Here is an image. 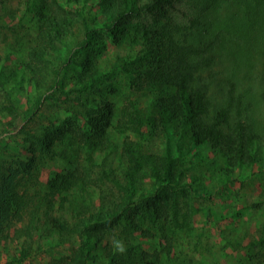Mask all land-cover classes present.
<instances>
[{"label":"trees","instance_id":"trees-1","mask_svg":"<svg viewBox=\"0 0 264 264\" xmlns=\"http://www.w3.org/2000/svg\"><path fill=\"white\" fill-rule=\"evenodd\" d=\"M39 1L31 0L28 11L34 12ZM176 1L116 0L113 19L97 26L99 15L86 9L87 0H83V7L74 10L81 26L74 47L52 69L50 78L45 81V92L29 98L26 106L20 97H8L3 109L5 121L2 132L15 129L21 119L31 118L40 108L48 110L54 105L63 111L69 110L76 120L81 118L84 128L82 125L79 127L82 134L80 145L77 143L75 147L77 141L73 136L67 138L65 144L71 146L69 152L67 149H56V136L63 138L59 127L52 130L56 136L53 133L34 136L39 150L57 153L63 166L60 172L48 179L44 194L35 191L29 197L15 190V181L19 180L16 171L26 169L31 163L22 161L16 171L10 169L7 173L1 157L7 145L0 141V212L16 216L25 206L31 210L19 252L2 264H23L36 242L65 243L73 241V236L76 249L70 264H89L93 249L107 236L109 253L105 264H177L172 236L177 230L190 225L200 209V201L210 195L189 171L196 148L204 146L213 152L230 154L234 166L239 168L245 158L252 165L257 161L259 139L251 124L242 117L241 96H235L231 82L228 84L226 105L209 119L208 83L194 85V80L197 73L213 64L212 48L217 38L199 45L176 39L174 35L179 29L175 26L170 31L172 21L166 14L168 10L175 9ZM40 7L37 15L42 12ZM159 15L167 19L166 27L152 31L143 19ZM137 19L141 21L140 38L149 43L116 53L103 67L97 61L89 65L79 54L81 48L94 45L99 31L111 35L119 43L124 34H130L129 24ZM150 32L154 36H149ZM72 64L79 65L80 70L73 71ZM114 73L124 75L130 91L145 90V95L148 94L144 106H140L135 97L127 103L125 123L131 138L122 143L117 175L112 173L111 142L104 144L102 153L93 156L91 151L95 143L89 135H105L103 125L109 117L104 114L109 111L110 103L103 99L90 103L83 101L87 93ZM231 110H234L233 122L230 121ZM224 126H228L229 130L225 131ZM154 139L159 141V147L152 144ZM76 150L78 157L73 154ZM230 180H233L232 172L224 173L223 184ZM70 190L78 193L75 202H68L72 222L67 224L68 221L61 220V215L57 223L51 215L54 202L58 199V209L65 210L63 202ZM159 204L163 205L165 217L157 223L163 217ZM40 206L44 216L42 229L49 230L44 237L37 229L39 219L36 214ZM205 209L208 212V207ZM146 217L149 221L145 222ZM141 221L142 228H146L143 229L144 234H150L152 238L164 237V244L149 241L148 249L141 248L133 237ZM54 223L56 225L51 232ZM156 223V228L152 229L151 224ZM35 235L38 237L35 238ZM117 243L123 251L117 250ZM153 245L157 247L153 248ZM248 245L264 247V220Z\"/></svg>","mask_w":264,"mask_h":264},{"label":"rangeland","instance_id":"rangeland-1","mask_svg":"<svg viewBox=\"0 0 264 264\" xmlns=\"http://www.w3.org/2000/svg\"><path fill=\"white\" fill-rule=\"evenodd\" d=\"M30 1L0 0V141L7 145L1 157L7 173L10 169L15 170L22 161L31 163L26 169L15 170L19 179L17 182L14 178L15 190L23 192L26 197L35 191L44 194L48 179L60 172L63 166L57 153L39 150L34 136L51 135L53 128L59 127L63 131V138L53 133L57 137L56 149H67L69 152L71 146L65 144L67 138L73 136L77 141L75 147L77 143L80 145L82 134L79 127L82 125L84 128L81 118L76 120L69 110L63 111L54 105L48 110L40 108L31 118L21 119L15 129L2 132L5 121L3 109L8 97H20L26 106L29 98L45 92V81L50 78L52 69L73 49L81 27L74 10L83 7V0H41L32 13L27 9ZM39 5L42 12L37 15ZM116 7V0L86 2V9L99 15L97 26L112 20ZM166 14L172 21L170 31L175 26L179 29L174 35L176 39L199 45L217 38L212 48L213 64L197 73L194 80V85L208 83L207 95L211 103L209 119L226 105L228 84L231 82L235 96H241L242 117L251 124L260 143L257 161L252 165L245 158L240 168L234 166L230 154L213 152L204 146L196 148L189 171L210 195L200 201V209L190 225L177 230L172 236L177 264H264V247L248 245L256 228L264 220V0H178L175 9L168 10ZM143 20L152 31L166 27L167 19L160 15ZM140 23L138 19L132 20L129 24L130 34H124L119 43L111 35L97 32L94 45L81 48L79 54L89 65L97 61L103 67L116 53L149 43L140 38ZM148 35L154 36L152 32ZM72 70L79 71L80 66L72 64ZM145 93V90L130 91L124 75L114 73L83 97L87 103L101 99L110 103L109 111L104 114L109 117L103 125L105 135H89L95 143L91 151L93 156L102 153L104 144L111 142L114 175L119 173L118 158L122 143L131 138L125 123L127 103L135 97L140 106H144L148 95ZM230 115L233 122L234 110ZM224 129L229 130L228 126H224ZM158 142L157 139L152 141L154 147H159ZM73 154L78 157L77 150ZM229 172H232L233 180L223 184L221 179L224 173ZM1 192L0 188V200ZM65 197V210L58 209L60 204L56 199L51 215L57 223L62 215L61 220L68 221L70 225L72 218L68 202H75L78 193L70 190ZM162 206L159 204L163 217L157 223L165 217ZM27 207H23V211L16 214L17 217L0 212V264L21 248L31 211ZM205 207H208V212ZM42 209L38 207L36 216L39 219L37 229L44 237L49 230L42 229ZM143 221H149V218ZM143 221L133 236L141 244L140 247L148 249L149 241L164 244V237L154 236V239L149 237L150 234H144ZM157 223L151 224V228L155 229ZM55 225H51V232ZM74 237L73 241L65 243H50L48 240L34 243L30 256L23 264H70L76 249ZM108 238L93 249L89 264H105L109 253ZM156 247L153 245V248Z\"/></svg>","mask_w":264,"mask_h":264},{"label":"clouds","instance_id":"clouds-1","mask_svg":"<svg viewBox=\"0 0 264 264\" xmlns=\"http://www.w3.org/2000/svg\"><path fill=\"white\" fill-rule=\"evenodd\" d=\"M117 250L118 251H123V247L119 243H117Z\"/></svg>","mask_w":264,"mask_h":264}]
</instances>
